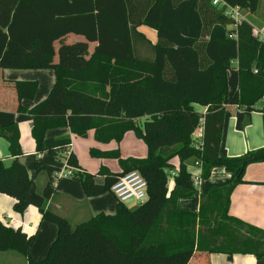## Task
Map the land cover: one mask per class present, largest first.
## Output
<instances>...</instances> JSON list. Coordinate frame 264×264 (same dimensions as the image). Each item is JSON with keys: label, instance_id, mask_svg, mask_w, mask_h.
<instances>
[{"label": "trees", "instance_id": "1", "mask_svg": "<svg viewBox=\"0 0 264 264\" xmlns=\"http://www.w3.org/2000/svg\"><path fill=\"white\" fill-rule=\"evenodd\" d=\"M225 1L250 13L260 3ZM233 23L211 0H0V70L55 73L47 97L29 111L22 101L35 98L38 82H12L17 111L33 117L36 151L77 168L72 177L87 196L111 191L130 170L139 171L148 185L147 200L135 208L117 201L115 213L101 212L73 226L50 206L56 190L47 182L41 191L42 219L59 229L48 256L33 258L35 235L1 220L0 252L20 253L27 264H201L204 255L194 253L251 254L256 264H264V229L229 214L233 190L244 182L248 165L264 161V146L241 156L220 155L225 107L252 111L264 97V42L247 18ZM142 25L156 31L155 42L138 30ZM69 34L83 39L67 42ZM233 61L239 80L230 95ZM202 120L199 150L193 135ZM59 127L80 137L94 130L103 143L120 142L133 131L146 144L147 155L123 159L119 150L91 149L92 156L120 162V172L102 168L105 181L98 184L81 170L69 150V136H46L48 129ZM0 136L13 158L6 165L0 157V194L12 197L14 210L24 214L32 179L18 159L23 153L18 124L0 126ZM196 161L202 178L221 166L232 179L209 186L193 212L177 201L198 194L189 171Z\"/></svg>", "mask_w": 264, "mask_h": 264}, {"label": "crops", "instance_id": "2", "mask_svg": "<svg viewBox=\"0 0 264 264\" xmlns=\"http://www.w3.org/2000/svg\"><path fill=\"white\" fill-rule=\"evenodd\" d=\"M48 4L49 2L46 1ZM245 17L252 23L254 28L264 31V0H260L259 7L254 13L244 11ZM146 37L152 42L157 39L156 31L146 25H142L138 28ZM77 39H83L82 36L76 34H69L65 37V41L71 42ZM95 43L90 44V49H93ZM59 42H56L58 48ZM27 79H36L38 82V90L36 96L32 100H23V106L29 111L35 104L43 101L50 92L55 83V73L52 69H5L0 70V126L16 122L20 132V146L22 149V155L19 156V161L26 166V169L32 179V186L28 195L29 206L24 214L16 212L13 208L14 199L6 194H0V220L12 227H22L28 235H35V241L31 247V255L37 260L45 259L48 254L51 245L58 237V225L46 219H42V215L39 212L40 207L43 205L44 197L41 195V191L45 183L50 184L55 188V194L49 201L50 206L57 213L60 212L56 207L55 202L57 195L62 194L65 201H69L71 205L76 208L75 214L78 215V222L84 221L91 216L98 213L113 214L115 208L110 212L104 210H94L91 205L98 196H87L83 187L80 186H66L65 189L59 190L54 184V181L61 180L62 178H68L62 172H66L65 159H58L56 157L48 155L46 152L40 153L36 151V143L32 137V123L33 117L28 112L17 111V95L12 82L14 81H32ZM238 68L237 62L233 61L232 67L228 70V85L229 94H233L238 88ZM195 107L204 112L205 107L195 105ZM133 132V131H128ZM127 133V132H126ZM128 133V134H129ZM134 133V132H133ZM89 143H99L95 139L94 130L88 131ZM92 135L93 139L92 140ZM135 135V133H134ZM47 137H63L69 136L70 138V150H72L78 158L81 170L88 172L83 167L79 155L80 140L74 142L75 137H80L71 132L68 127L51 128L46 132ZM136 136V135H135ZM142 140V139H141ZM82 146V145H81ZM264 146V97L255 104V109L247 111L240 108L238 105H228L225 107L224 123L222 129V136L220 142V155L223 157H236L241 156L249 150H254ZM100 148H105L100 147ZM144 152L140 149L133 155H125L126 157L142 158L146 156V150L142 145ZM147 148V147H146ZM92 149V147H91ZM93 149H96L94 147ZM99 151H109L108 149H99ZM86 151V150H85ZM91 151V150H90ZM0 157L6 165L11 164L13 161L9 152V143L0 136ZM102 162L106 157H97ZM108 158V157H107ZM122 158V157H121ZM116 159V158H113ZM34 160L33 164L31 163ZM106 160V159H105ZM119 166L111 172H120V162L117 159ZM191 174H200V168L195 165H191ZM91 173V172H89ZM95 175V173H91ZM100 174V175H99ZM97 175V182L103 184L105 175L99 172ZM37 175V176H36ZM36 176V177H35ZM74 178V177H71ZM75 179V178H74ZM99 179V181H98ZM232 179V174L224 167L218 166L211 169L207 177L200 180L198 186V194L196 202H189L185 198H180L177 201L178 207L184 210H190L197 212L200 206V197L207 188L213 184H222ZM54 180V181H53ZM101 180V181H100ZM34 183L35 186H34ZM34 186V190H33ZM40 186V187H39ZM82 186V185H81ZM79 187L81 189H79ZM37 193H40L39 195ZM33 197V199H32ZM193 197V196H192ZM86 203V204H84ZM129 203V205H128ZM117 204V203H116ZM139 203L129 201L125 205L132 209ZM61 215V213H59ZM229 214L239 218L240 220L252 224L256 227L264 229V161L252 163L248 165L244 173V182L237 185L231 195V203L229 208ZM64 216V215H62ZM66 217V216H64ZM68 218V217H66ZM76 220V221H77ZM39 223V225H38ZM39 226V227H38ZM0 252V264L2 259L6 258L7 261L14 260L16 254H1ZM15 252V251H12ZM195 255H204L203 262L201 264H256V257L251 254H235L229 258L226 254L222 253H194ZM19 264H27L22 261Z\"/></svg>", "mask_w": 264, "mask_h": 264}, {"label": "rangeland", "instance_id": "3", "mask_svg": "<svg viewBox=\"0 0 264 264\" xmlns=\"http://www.w3.org/2000/svg\"><path fill=\"white\" fill-rule=\"evenodd\" d=\"M26 69L27 70H37L36 68H26ZM27 80H36V79H27ZM46 96H47V94H46ZM89 131H93V130H89ZM128 133L129 132L125 133V135L123 136V138L121 139L120 142H117V141L113 140V141H110L108 143H102V145L99 144V143H94L96 141H92L91 143H89V140H90L89 139V135H88V137H75L74 138V142H76L77 139H78V141L80 140V144L82 145V146L81 145L79 146V151L81 153L79 155L80 160H81V164L83 165V167H85L88 170V172L95 173L94 182L98 183L96 178H97V175L99 174V172H100V170L102 168L107 169V170H109V169L113 170L114 168L119 166V163H118L117 159H113V158H105L106 160L104 159V161L102 162L97 157L91 155V153H90L91 147H92V149L94 147H96V149L97 148H99V149H108L109 151L119 150L120 157L123 158V157H126L125 155H127V156L128 155H133L132 153H136L137 150L140 151V149L144 152V149L142 148V145H143L145 150H146V155H147V148H146L147 146L144 143V141L139 139L137 136H135L133 132H130L129 134ZM92 140H94L93 139V135H92ZM103 146L105 148H100V147H103ZM123 159H125V158H123ZM33 162H34V160H32L31 163L33 164ZM189 170H191V165H189ZM98 181H99V179H98ZM35 184L36 183H34V186H35ZM54 184H56V187L59 190V192L62 191L61 189L64 190L66 186H74V185H76V186L82 187L81 186L82 184H81V182L79 180L71 178V177L62 178L59 181L55 180ZM34 186H33V190H34ZM80 187H79V189H81ZM37 194L39 195L40 193H37ZM196 195L197 194H194L193 197L190 196V197H186L185 199H187L189 202L194 203L197 200V196ZM42 197H44V196L42 195ZM32 199H33V197H32ZM117 201L118 200L115 198L113 193L111 191H107L104 194H101L98 197H96L90 203H91L92 208L94 210L96 209V210L100 211L102 209L105 212H110V211H112L115 208V205H116ZM43 204H44V202H43ZM84 204H86V203H84ZM55 205L60 210L59 213H61V215H64V216L68 217L69 221L71 222V224L73 226L76 223H78L77 219H79V217H78V215L75 214L76 208H74L69 201L68 202L65 201L64 197L62 196L61 193H59L57 195V200L55 202ZM128 205H129V203H128ZM39 212L42 215L40 209H39ZM38 225H39V223H38ZM1 254H16V256H18L13 261L12 260L7 261L6 258L3 261V259H2L1 264H19L22 261L25 262V260H26L25 257L22 254L17 253V252L9 251V252H3Z\"/></svg>", "mask_w": 264, "mask_h": 264}, {"label": "built area", "instance_id": "4", "mask_svg": "<svg viewBox=\"0 0 264 264\" xmlns=\"http://www.w3.org/2000/svg\"><path fill=\"white\" fill-rule=\"evenodd\" d=\"M212 4L219 9H222L224 13L233 20V27H235L238 23L244 20L246 17L244 15V10L239 8L238 6H233L229 4L225 0H211ZM254 35L256 38L264 42V31L254 28ZM198 130V131H197ZM193 135L194 146L202 150L203 149V138H204V122L202 120L201 125ZM70 150V149H69ZM69 150L66 151V155H69ZM66 160V159H65ZM66 164V172H62L65 176L72 177L75 172L78 171L77 168L73 166H69L67 162ZM196 167L201 170V162L196 161L194 164ZM174 174V172H173ZM192 180L195 188H198L201 180L200 174H193ZM147 182L145 178L141 175V173L137 170H131L123 175H121L117 181L111 187V192L121 203H127L129 201H134L136 203H143L148 198L147 192Z\"/></svg>", "mask_w": 264, "mask_h": 264}]
</instances>
